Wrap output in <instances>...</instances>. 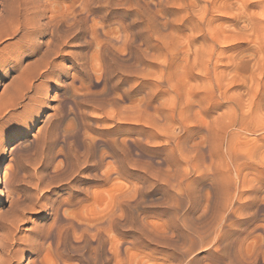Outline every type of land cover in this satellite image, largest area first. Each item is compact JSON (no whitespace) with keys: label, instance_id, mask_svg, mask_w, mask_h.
<instances>
[{"label":"rangeland","instance_id":"374dc122","mask_svg":"<svg viewBox=\"0 0 264 264\" xmlns=\"http://www.w3.org/2000/svg\"><path fill=\"white\" fill-rule=\"evenodd\" d=\"M194 1L0 0V26L7 25L13 15L23 23L37 22V27L26 33H30V39L27 37L19 41L16 36H0V161L8 172L7 191L4 195L0 193V264H36L37 261L52 264L55 257H52L54 244L50 234L54 231L59 236H67L73 246L81 247L87 242L86 250L98 248L97 233H101L106 244L102 245V262L98 264H114L113 260H119L117 264H248L250 261V264H264V130H256L262 128L264 112L251 118L246 106L250 102V93H254L251 77L260 57V48L264 49V32L251 36L237 31L232 16L239 13L240 3L244 0H209L213 4H208L204 17L211 20L210 25L219 35V41L214 45L213 62L217 63L225 80L234 78L236 86H232L230 92L240 93L246 114L244 128L239 126L241 123L238 120V124L228 131L232 136L233 149L232 155H229L225 151L224 131L217 123V114L224 105L214 104L218 98L216 90L206 96L195 88L197 80L193 75L197 71L192 66L194 54L191 42L195 38L193 25L201 14L203 2L194 6ZM33 2H36L35 9ZM189 4L194 7L193 11ZM257 7L249 5L247 8L257 17L264 18V3ZM67 20L72 26L70 32L64 34ZM55 25L58 26L54 28ZM206 25L205 22L204 28ZM49 41L54 43V48L49 46ZM195 44L198 42L195 41ZM57 45L59 51L55 53L53 49ZM204 50L208 52L206 46ZM242 54L248 64L246 71L235 70ZM68 61L80 67L78 72L71 74L72 77L76 75L71 88L63 91L59 84L62 80L55 77L56 70L49 66L54 62L62 66ZM200 62L201 59L199 65ZM260 70L263 74L257 94L264 92V61L256 72ZM172 85L176 86L179 96L177 107L170 96ZM179 103L186 104L181 114L177 112L182 106ZM160 110L163 113H159ZM54 112L55 116L48 117ZM236 112H239L238 108ZM55 122L61 127H57ZM156 124L165 133L157 131ZM66 125L70 131L65 135L62 127ZM40 130L42 133L48 131L43 133L48 137ZM70 132L72 135H69ZM76 134L79 139L84 138L78 141ZM256 140L261 149L252 152L251 145ZM19 141V147L11 151ZM105 142L112 145L122 163L108 156V144ZM121 164L124 172L117 175L116 168ZM129 169L132 171L129 172ZM101 220L111 222L109 229L101 227V230L99 225V228L95 227ZM6 252L13 257H5ZM93 260L95 258L90 259V264ZM65 264L80 263L76 259H68Z\"/></svg>","mask_w":264,"mask_h":264},{"label":"bare ground","instance_id":"6f19581e","mask_svg":"<svg viewBox=\"0 0 264 264\" xmlns=\"http://www.w3.org/2000/svg\"><path fill=\"white\" fill-rule=\"evenodd\" d=\"M33 1V0H32ZM78 1H80V0H78ZM86 1V0H85ZM203 2V5H202V7H201V14H200V16H198L197 18H196V21L194 22L195 23V25H193V33L195 32V34H194V36L193 37H195L193 40H192V42H191V45H192V47H193V49H192V52H193V54H194V57H193V63H192V66H193V68L197 71L193 76H194V79L195 80H197V82L195 83V88H196V90L197 91H200L201 93H204L206 96L207 95H210V94H214L213 92L216 90V93L218 94V98H217V100H216V102L214 103V104H216V103H218V104H220V105H224V108L222 109V111L220 112V113H218L217 114V123H219L220 125H221V127H222V129H223V131H224V134H223V136H224V145H226V150L225 151H227L228 152V154L230 155H232V151H233V149L231 148L232 147V136L230 135V133L228 132L231 128H233L234 126H236L238 123H237V121L238 120H240V123L241 124H239V126H241L242 125V128H244V126H245V122H246V114H245V112H244V110H243V107H244V104L241 102V99H240V93H238V92H236V93H233V92H230V89H231V87L232 86H236L235 85V80H234V78H231L229 81H227V80H225L224 78H223V73H221V70H219V67H218V65H217V63L216 62H213V52H214V50H215V47H214V45H215V43L217 42V41H219V35H217V33H216V31L212 28V26L210 25V19H205V17H204V15H205V12H206V10H207V8H208V4H213L211 1H209V0H195L194 2H192V4L194 5V6H199L200 4V2ZM36 2H38V1H36ZM36 2L34 3L33 2V4H35L34 6H33V9H35V6H36ZM41 2V1H40ZM201 2V3H202ZM74 3V2H73ZM72 3V4H73ZM83 3H86V2H83ZM90 3H91V1H90ZM263 3H264V0H244V1H242L241 3H240V7H239V9H238V14L237 15H235V16H232V21H234V22H236L235 23V27L237 28V31L239 32V33H244V32H246V33H248L249 35H251V36H258V33H262V32H264V18L263 17H257L256 15H255V12H252V10H249L247 7L249 6V5H251V6H255L256 8H258L257 6H259V5H263ZM93 4V3H92ZM97 4V3H96ZM121 4V3H120ZM83 5V4H82ZM100 5V4H99ZM102 5V4H101ZM28 6V5H27ZM27 6H26V8H27ZM189 6H190V10H194L193 8V6L191 5V4H189ZM6 7V6H5ZM23 7H25L24 5H23ZM22 7V8H23ZM29 7V6H28ZM31 7H32V5H31ZM86 7V6H85ZM261 7V6H260ZM9 8V7H8ZM20 8V7H19ZM37 8V7H36ZM7 9V8H6ZM14 9V8H13ZM12 9V10H13ZM30 9V8H29ZM92 9V8H91ZM24 10H26V9H24ZM36 10H41V9H36ZM95 10H97V9H95ZM189 10V9H188ZM6 11V10H5ZM37 11V12H38ZM92 11V10H91ZM11 12V11H10ZM30 12V11H29ZM35 12V11H34ZM40 12V11H39ZM90 12V11H89ZM27 13V12H26ZM48 13V12H47ZM77 13V12H76ZM83 14L85 13V12H82ZM91 13V12H90ZM100 13V12H99ZM11 14V13H10ZM87 14V13H86ZM1 15V14H0ZM2 15H3V13H2ZM4 15H5V13H4ZM30 15L31 14H29V17L28 18H30ZM32 15H34L33 14V12H32ZM38 15V14H37ZM47 14H45V16H46ZM81 15V14H80ZM43 16V15H42ZM42 16H41V18H42ZM48 16V15H47ZM44 17V16H43ZM75 17V16H74ZM78 17V16H77ZM81 17V16H80ZM21 18H22V16H21ZM35 18V17H34ZM41 18H40V20H41ZM67 19H68V16L66 17ZM59 19V18H58ZM62 19V18H61ZM60 19V20H61ZM31 20V19H30ZM39 19H37L36 21H38ZM79 20H81V19H79ZM84 20V19H83ZM82 20V21H83ZM99 20H101V19H99ZM78 21V20H77ZM82 21H81V23H82ZM24 22V21H23ZM23 22H21L20 20H19V18L17 19H15V17H14V15L11 17V20H9V23L7 24V25H5V26H0V36L1 35H7V36H16V38L18 37V40L20 41V40H22V39H25V38H27L28 37V35L30 34V33H28V34H26L27 32H29V31H31V30H33V29H35L37 26V22H25V23H23ZM59 22V21H58ZM119 22V21H118ZM206 22V28H204V23ZM57 23V22H56ZM55 23V24H56ZM39 24V23H38ZM61 24H63V23H61ZM79 24V23H78ZM84 24V23H83ZM43 25V24H42ZM41 25V26H42ZM74 25V24H73ZM85 25V24H84ZM83 25V26H84ZM54 26V25H53ZM56 26H58V25H55V27L54 28H56ZM66 28L64 29V34L68 31V32H70L69 31V29H71V26H72V24L69 22V20H67L66 21ZM76 26V25H75ZM82 26V27H83ZM131 26V25H130ZM63 27V26H62ZM80 27V26H79ZM78 27V28H79ZM85 27V26H84ZM84 27H83V29H84ZM51 28V27H50ZM59 28V27H58ZM77 28V29H78ZM60 29V28H59ZM58 29V30H59ZM74 29H75V27H74ZM76 29V30H77ZM81 29V28H80ZM79 29V30H80ZM37 31V30H36ZM35 31V32H36ZM48 31V30H47ZM56 31V30H55ZM85 31V30H84ZM34 32V33H35ZM62 32V31H61ZM60 32V33H61ZM72 32V31H71ZM76 32H78L79 33V31H76ZM82 32V31H81ZM86 32V31H85ZM84 32V33H85ZM39 33H40V30H39ZM51 34L53 33V31L52 32H50ZM54 33H56V32H54ZM26 34V35H25ZM41 34H42V32H41ZM59 33H57V35H58ZM68 34V33H67ZM74 34V33H73ZM72 34V35H73ZM33 35V34H32ZM36 35V34H35ZM44 35H46V34H44ZM54 35V34H53ZM80 35V34H79ZM81 36V35H80ZM105 37H106V34L104 35ZM36 38L38 37V36H35ZM75 37L76 36H74V38H73V40H75ZM91 37V36H90ZM103 37V36H102ZM29 39H30V37H28ZM55 38V37H54ZM77 38H78V36H77ZM76 38V39H77ZM84 38V37H83ZM133 38V37H132ZM58 38H56V40H57ZM82 39V38H81ZM86 39V38H85ZM32 40H34V39H32ZM53 40V39H52ZM56 40H55V42H56ZM73 40H72V42H73ZM87 40H89V39H87ZM86 40V41H87ZM111 40V39H110ZM23 41V40H22ZM35 41V40H34ZM34 41H33V43H34ZM70 41V40H69ZM77 41H79V39L78 40H76V43H78ZM195 41L196 42H198V44L196 45L195 44ZM36 42V41H35ZM75 42V41H74ZM30 43H32V42H30ZM45 43V42H44ZM67 43V42H66ZM86 43V42H85ZM209 43V44H208ZM81 44V43H80ZM84 44V43H83ZM88 44H89V42H88ZM31 45V44H30ZM38 45V44H37ZM36 45V46H37ZM50 45H52V47L51 48H54L55 47V45H54V43L52 42V41H49V46ZM85 45V44H84ZM21 46V45H20ZM35 46V45H34ZM41 46V45H40ZM65 46V45H64ZM72 46V45H71ZM100 46V45H99ZM107 46V45H106ZM205 46L208 48V52H206L205 50H204V48H205ZM32 47V46H31ZM44 47V46H43ZM57 47H58V45L56 46V48L55 49H53V52H55V53H58V51H59V49H57ZM63 47V46H62ZM108 47V46H107ZM16 48V47H15ZM29 48V47H28ZM36 48V47H35ZM48 48H50V47H48ZM47 48V49H48ZM79 48V47H78ZM131 48V47H130ZM31 49V48H30ZM37 49V48H36ZM35 49V50H36ZM86 49V48H85ZM102 49V48H101ZM106 49V48H105ZM108 50H111V49H108ZM34 51V50H33ZM94 51V50H93ZM96 51V50H95ZM99 51V50H98ZM97 51V52H98ZM78 52V51H77ZM76 52V53H77ZM96 52V53H97ZM112 52V51H111ZM1 53V52H0ZM31 53V52H30ZM60 53V52H59ZM74 53V52H73ZM82 53V52H81ZM113 53V52H112ZM259 59H258V61H257V66H256V69L254 70V72H253V74H252V77H251V79H252V81L254 82V93H250V95H249V100H250V102H249V104H246V106L247 107H249V115H250V117L251 118H254V117H256L257 116V113H261L262 111L264 112V108H262V106H264V92H262L261 94H257V91H258V88H259V86H260V83H261V78H262V74H263V72L260 70V71H258V72H256V70L257 69H259V66H260V64L264 61V49L261 47L260 48V51H259ZM46 54V53H45ZM49 54H52V53H50L49 52ZM49 54H48V56H49ZM64 54V53H63ZM70 54V53H69ZM84 54V53H83ZM86 54V53H85ZM57 55V54H56ZM60 55V54H59ZM77 55H80V54H77ZM106 55V54H105ZM51 56V55H50ZM70 56V55H69ZM108 56V55H107ZM107 56H105V57H107ZM116 56H118V55H116ZM243 54H242V58H239V60H238V62L235 64V70H243V71H246V70H248V64H247V61L246 60H244L243 59ZM252 56H253V54H252ZM255 56V55H254ZM2 57H3V55H2ZM54 57V56H53ZM60 57V56H59ZM80 57V56H79ZM103 57V56H102ZM241 57V56H240ZM7 58V57H6ZM46 58V57H45ZM55 58V57H54ZM73 58V57H72ZM82 58H84V57H82ZM109 58V57H108ZM111 58V57H110ZM256 58H258V57H256ZM2 59H4V58H2ZM107 59V58H106ZM116 59H117V57H116ZM200 59H201V62H200V65H199V61H200ZM6 60H8V59H6ZM52 60V59H51ZM58 60V59H57ZM69 60V59H68ZM85 60V59H84ZM109 60V59H108ZM118 60V59H117ZM5 61V60H4ZM44 61V60H43ZM80 61H81V59H80ZM105 61V60H104ZM103 61V62H104ZM134 61V60H133ZM136 61V60H135ZM142 61V60H141ZM0 62H2V60H0ZM6 62V61H5ZM76 62H78V61H76ZM108 62V61H107ZM143 62V61H142ZM40 63V62H39ZM50 63V62H49ZM109 63V62H108ZM111 63V62H110ZM118 63V62H117ZM3 64H4V62H3ZM34 64V63H33ZM78 64H80V63H78ZM121 64V63H120ZM133 64H135V63H133ZM140 64V63H139ZM35 65V64H34ZM47 65H48V63H47ZM112 65H114V63L112 64ZM122 65V64H121ZM126 65V64H125ZM87 66V65H86ZM85 66V67H86ZM105 65H103V67H104ZM134 66V65H133ZM137 66V65H136ZM23 67V66H22ZM49 67H52L53 69H55L56 70V78H58L59 80H62V84L61 83H59L60 84V86L62 87V90L63 91H65V90H67L68 89V87L69 88H71V86H72V84H71V82L73 83V78H75V76L74 77H72V75L71 74H73V73H76V72H78V68L80 67V66H78V65H74L71 61H68V62H66V63H63V65L62 66H59V64L58 63H53L52 65H50ZM120 67V66H119ZM125 67V66H124ZM123 67V68H124ZM135 67V66H134ZM139 67V66H138ZM162 67V66H161ZM84 68V67H83ZM104 68H107V67H104ZM114 68V67H113ZM117 68V67H116ZM126 68V67H125ZM124 68V69H125ZM128 68V67H127ZM133 68V67H132ZM46 69V68H45ZM123 69V70H124ZM41 70V69H40ZM88 70V69H87ZM115 70V69H114ZM38 71V70H37ZM42 71V70H41ZM82 71V70H81ZM84 71V70H83ZM86 71V70H85ZM111 71H113V70H111ZM127 71V70H126ZM137 71V70H136ZM73 72V73H72ZM88 72V71H87ZM117 72V71H116ZM119 72V71H118ZM252 72V71H251ZM90 73V72H89ZM104 73V72H103ZM102 73V74H103ZM106 73V72H105ZM111 73V72H110ZM110 73H109V75H110ZM115 73V72H114ZM113 73V74H114ZM125 73V72H124ZM128 73V72H127ZM132 73H133V71H132ZM131 73V74H132ZM24 74V73H23ZM85 74H87V73H85ZM112 74V75H113ZM168 74V73H167ZM19 75V74H18ZM90 75V74H89ZM163 75V74H162ZM255 75H257L258 77L256 78L255 77ZM27 76V75H26ZM44 76V75H43ZM71 76V77H70ZM107 76V75H106ZM25 77V76H24ZM53 77V76H52ZM105 77V76H104ZM108 77H110V76H108ZM114 77V76H113ZM120 77V76H119ZM122 77V76H121ZM127 77H128V75H127ZM160 77V76H159ZM21 78V77H20ZM19 78V79H20ZM27 78V77H26ZM26 78H25V80H26ZM34 78V77H33ZM84 78V77H83ZM19 79H17V80H19ZM55 79V78H54ZM87 79H88V77H87ZM106 79V78H105ZM114 79V78H113ZM112 79V80H113ZM120 79V78H119ZM164 79H166L165 78V75H164ZM167 79H169V78H167ZM171 79V78H170ZM225 81H227V82H225ZM33 80V79H32ZM57 80V79H56ZM104 80V79H103ZM109 80V79H108ZM116 80H118V79H116ZM128 80V79H127ZM81 82H83L82 80H80ZM91 83L93 82V81H91V79L89 80ZM106 81V80H105ZM134 81V80H133ZM164 81V80H163ZM97 82V81H96ZM112 82V81H111ZM124 82V81H123ZM126 82V81H125ZM76 83V82H75ZM86 83V82H85ZM94 83V82H93ZM98 83V82H97ZM127 83V82H126ZM135 83V82H134ZM200 83L202 84V86H200ZM80 84V83H79ZM82 84V83H81ZM95 84V83H94ZM117 84V83H116ZM83 85V84H82ZM96 85V84H95ZM103 84L101 83V86H102ZM113 85V84H112ZM111 85V86H112ZM176 85V84H175ZM175 85H172L171 87H172V90H171V92H170V96H171V99H172V102H173V105L174 106H176L177 105V103L179 102V100L177 101V97H179L178 96V92H177V88H176V86ZM29 86V85H28ZM76 86H78V85H76ZM76 86H74V87H76ZM85 86H87V85H85ZM88 86H89V84H88ZM117 87H118V85H116ZM178 86V85H177ZM238 86V85H237ZM81 87V86H80ZM95 87V86H94ZM107 87H108V85H107ZM106 87V88H107ZM78 88V87H77ZM76 88V89H77ZM86 88H88V87H86ZM103 89H105L104 87H102ZM194 88V89H195ZM9 89V88H8ZM12 89H14V88H12ZM11 89V90H12ZM17 89V88H16ZM89 89H90V87H89ZM88 89V91H90ZM108 89V88H107ZM202 89V90H201ZM69 90V89H68ZM71 90V89H70ZM97 90V89H96ZM111 90V89H110ZM196 90H195V92H196ZM12 91H14V90H12ZM22 91V90H21ZM72 91V90H71ZM81 92H82V90H80ZM87 91V92H88ZM95 91V90H94ZM100 91H104V90H100ZM113 91V90H112ZM61 92V91H60ZM73 92V91H72ZM86 92V91H85ZM86 92V93H87ZM97 92V91H96ZM110 92V91H109ZM15 93V92H14ZM40 93V92H39ZM68 93V92H67ZM106 93V92H105ZM134 93V92H133ZM28 94V93H27ZM66 94V93H65ZM64 94V95H65ZM72 94V93H71ZM74 94V93H73ZM77 94V93H76ZM80 94V93H79ZM147 94H149V93H147ZM180 94V93H179ZM13 95V94H12ZM15 95H17V93H15ZM19 95V94H18ZM42 94H40L39 96L40 97H42L41 96ZM108 96L109 95H112V94H107ZM200 95V94H199ZM72 95H70V97H71ZM81 96H82V94H81ZM143 96V95H142ZM150 96V95H149ZM149 96L147 97V98H149ZM181 96V95H180ZM14 97H16V96H14ZM19 97H20V95H19ZM18 97V98H19ZM66 96H64V98H65ZM107 97V96H106ZM209 97V96H208ZM11 98H12V96H11ZM34 98V97H33ZM38 98V97H37ZM61 98V97H60ZM67 98V97H66ZM69 98V97H68ZM136 98V97H135ZM141 98V97H140ZM144 98V97H143ZM152 98V97H151ZM5 99V98H4ZM13 99V98H12ZM35 99V98H34ZM76 99V98H75ZM75 99H73V100H75ZM79 99V98H78ZM93 100H96V97H93L92 98ZM107 99V98H106ZM14 100V99H13ZM17 100V99H16ZM64 100V99H63ZM71 100V99H70ZM6 101H7V99H6ZM35 101V100H34ZM52 101V100H51ZM57 101V100H56ZM81 101V100H80ZM171 101V100H170ZM9 102V101H8ZM89 102V101H88ZM171 102V103H172ZM185 102V101H184ZM64 103H65V101H64ZM106 103H107V101H106ZM132 103V102H131ZM4 104V103H3ZM9 104V103H8ZM74 104V103H73ZM92 104H93V102H92ZM107 104H109V103H107ZM106 104V105H107ZM180 104V103H179ZM185 104V103H184ZM184 104L183 103H181L180 105H182V106H180V108H178L179 110L177 111V112H179V114H181L182 113V111H183V108H184ZM1 105V104H0ZM62 105V104H61ZM65 105V104H64ZM83 105V104H82ZM88 105V104H87ZM94 105V104H93ZM170 105V104H169ZM186 105V104H185ZM219 105V106H220ZM36 106V105H35ZM58 106V105H57ZM132 106V105H131ZM252 106V107H251ZM9 107V106H8ZM64 107V106H63ZM129 107H130V105H129ZM133 107V106H132ZM153 107V106H152ZM177 107V106H176ZM189 107V106H188ZM15 108V107H14ZM53 108V107H52ZM54 108H57V107H54ZM59 108H60V106H59ZM64 108H66V106L64 107ZM98 107H96V109H97ZM158 108V107H157ZM236 108H238V110H239V112L237 113L236 112ZM30 109V108H29ZM38 109V108H37ZM83 109H86V108H84L83 107ZM168 109H170V108H168ZM176 109V108H175ZM174 109V110H175ZM58 110V109H57ZM63 110H65V109H63ZM70 110H72V109H70ZM152 110V109H151ZM173 110V111H174ZM59 111H60V113H61V108L59 109ZM59 111H57V112H59ZM82 111V110H81ZM161 111V110H160ZM159 111V113H163L162 111L160 112ZM9 112V111H8ZM30 112H31V110H30ZM66 112V111H65ZM79 112H80V110H79ZM83 112H85V111H83ZM175 112V111H174ZM176 112V113H177ZM68 113V112H67ZM66 113V114H67ZM74 113V112H73ZM151 113V112H150ZM1 114V113H0ZM55 112L54 113H50V114H48V117H51V116H55ZM71 114V113H70ZM82 114V113H81ZM149 114V113H148ZM78 115H79V113H78ZM146 115V114H145ZM155 115H157V114H155ZM162 115V114H161ZM70 116V115H69ZM80 116V115H79ZM89 116V115H88ZM9 117V116H8ZM130 117V116H129ZM139 117H140V115H139ZM156 117V116H155ZM173 117H174V114H173ZM29 118V117H28ZM55 118H57V117H55ZM76 118H77V115H76ZM79 118H81V116L79 117ZM90 118H92V117H90ZM136 118H137V116H136ZM164 118V117H163ZM176 118V117H175ZM59 119V118H58ZM67 119V118H66ZM72 119V118H71ZM70 118H69V120H71ZM78 119V118H77ZM83 119V118H82ZM111 119V118H110ZM112 119H114V118H112ZM124 119V118H123ZM122 119V120H123ZM127 119V118H126ZM138 119V118H137ZM178 119H180V118H178ZM184 119V118H183ZM56 119H54V121H55ZM74 120V119H73ZM81 120V119H80ZM99 120V119H98ZM97 120V121H98ZM121 120V121H122ZM59 121V120H58ZM75 121V120H74ZM74 121L72 122V123H74ZM124 121V120H123ZM160 121V120H159ZM158 121V122H159ZM177 121V120H176ZM184 121V120H183ZM70 122V121H69ZM68 122V123H69ZM76 122V121H75ZM114 122V121H113ZM136 122V121H135ZM137 122H139V121H137ZM136 122V123H137ZM155 122V121H154ZM186 122V121H185ZM184 122V123H185ZM45 123V122H44ZM56 123V122H55ZM122 123V122H121ZM140 123H141V119H140ZM161 123V122H160ZM46 124V123H45ZM53 124V123H52ZM63 124V123H62ZM70 124H71V122H70ZM101 124V123H100ZM112 124V123H111ZM117 124V123H116ZM118 124H120L119 122H118ZM117 124V125H118ZM128 124V123H127ZM179 124H180V122H179ZM55 125H57V127L58 126H60V125H58L57 123L55 124ZM72 125V124H71ZM74 125H75V123H74ZM113 125V124H112ZM114 125H115V123H114ZM116 125V126H117ZM121 125H123V124H121ZM129 125V124H128ZM127 125V126H128ZM141 125V124H140ZM145 125V124H144ZM146 125H147V123H146ZM160 125V128L162 129V127H161V124H159ZM191 125V124H190ZM261 125H262V128H257V126H254L255 128H257L256 130H261V129H263L264 130V122L263 123H261ZM47 126V125H46ZM49 126H50V124H49ZM65 126V125H64ZM77 126V125H76ZM79 126V125H78ZM120 126V125H119ZM123 126H125V125H123ZM130 126V125H129ZM135 126V125H134ZM152 126V125H151ZM150 126V127H151ZM156 126H157V131L159 130V131H161L159 128H158V125L156 124ZM188 126V125H187ZM44 128H45V126H43ZM54 127V126H53ZM53 127H51V128H53ZM61 127V126H60ZM72 127V126H71ZM70 127V129H72ZM121 127V126H120ZM136 127V126H135ZM146 127V126H145ZM182 127H185V126H182ZM190 127V126H189ZM220 127V126H219ZM219 127H218V129H219ZM221 127H220V129H221ZM62 128H64L63 130H64V133L66 132V133H69V129H68V125H66V127H62ZM73 128H75V126L73 127ZM78 128H80V127H78ZM81 128H84V127H81ZM109 128V127H108ZM111 128V127H110ZM109 128V129H110ZM131 128H132V126H131ZM137 128V127H136ZM148 128V127H147ZM156 128V127H155ZM164 128V127H163ZM41 129V128H40ZM49 129H50V127H49ZM56 129V128H55ZM59 130L58 131H60V128H58ZM76 130H77V128H75ZM118 129H119V127H118ZM120 129H123V128H120ZM128 129V128H127ZM138 129H141V128H138ZM142 129L144 130V132H145V128H143L142 127ZM142 129H141V131H142ZM153 129V128H152ZM245 129H247V127L245 128ZM42 130H44V129H42ZM52 130V129H51ZM79 130V129H78ZM77 130V131H78ZM147 131V133L151 130V128L149 129V131H148V129H146ZM153 130H155V129H153ZM162 130H164V129H162ZM185 130L186 129H184L183 131V133H185ZM205 130V129H204ZM203 130V131H204ZM81 131V130H80ZM121 131V130H120ZM130 131V130H129ZM217 131V130H216ZM40 132L42 133V131L40 130ZM53 132V131H52ZM57 132V131H56ZM56 132H55V134H56ZM71 132H73L74 133V131H71ZM70 132V134L69 135H72V133ZM76 132V131H75ZM82 132V131H81ZM124 132H126V131H124ZM136 132H137V129H136ZM151 132V131H150ZM161 132H164L165 133V131H161ZM209 132V131H208ZM43 133H44V131H43ZM42 133V134H43ZM46 133V132H45ZM44 133V134H45ZM47 133H48V131H47ZM46 133V134H47ZM66 133H65V135H66ZM83 133V132H82ZM81 133V134H82ZM146 133V134H147ZM159 133V132H158ZM182 133V134H183ZM207 133V132H206ZM205 133V134H206ZM217 133V132H216ZM43 134V135H44ZM142 134H143V132H142ZM145 134V133H144ZM262 134V133H261ZM52 136H54L53 134H51ZM57 135V134H56ZM138 134H135V136H137ZM163 135V134H162ZM207 135V134H206ZM45 136V135H44ZM47 136V135H46ZM45 136V137H46ZM50 136V135H49ZM99 136V135H98ZM102 136V135H101ZM113 136H115V135H113ZM144 136V135H143ZM148 136L150 137V135L148 134ZM147 136V137H148ZM156 136H157V134H156ZM155 136V137H156ZM182 136V135H181ZM48 137V136H47ZM58 137V136H57ZM73 137H75V135H73ZM131 137V136H130ZM146 137V136H145ZM157 137H159V136H157ZM161 137V136H160ZM159 137V138H160ZM176 137V136H175ZM212 137V136H211ZM264 137V136H263ZM60 138V137H59ZM69 138H71V137H69ZM81 138H84L83 136L81 137ZM80 138V139H81ZM101 138H103V137H101ZM100 138V139H101ZM162 138H163V136H162ZM186 138H188V137H186ZM208 138V137H207ZM45 138L43 137V140H44ZM53 139V138H52ZM75 139H77L78 141L80 140L79 139V136L76 134V137H75ZM104 139V138H103ZM147 139V138H146ZM158 139V138H157ZM167 139H168V137H167ZM174 139V138H173ZM194 139V138H193ZM216 139V138H215ZM261 139V138H260ZM59 140H61V139H59ZM62 140H64V139H62ZM72 140V139H71ZM94 140V139H93ZM133 140V139H132ZM144 140H145V138H144ZM149 140V139H148ZM161 140V139H160ZM201 140V139H200ZM203 140V139H202ZM259 140V139H258ZM28 141H30V143H31V140L29 139ZM98 141H100L99 140V138H98ZM146 141V140H145ZM144 141V142H145ZM166 141V140H165ZM164 141V142H165ZM192 141H194V140H192ZM204 141V140H203ZM260 141V140H259ZM262 141H264V140H262ZM47 142V141H46ZM49 142V141H48ZM51 142H53V140L51 141ZM50 142V143H51ZM73 142H75V141H73ZM159 142V141H158ZM157 142V143H158ZM161 142V141H160ZM159 142V143H160ZM168 142V141H167ZM174 142V141H173ZM172 142V143H173ZM253 142H255V143H253V145H251V151L252 152H256V151H258V150H260L261 149V145H259V144H257V140L256 141H253ZM261 142V141H260ZM21 143V141H19V142H17V143H15L14 144V146L11 148V151L12 150H15V148H17V147H19L18 145ZM29 143V142H28ZM45 143V142H44ZM49 143V144H50ZM62 143V142H61ZM105 143H107L108 144V142H105ZM123 143V142H122ZM130 143V142H129ZM156 143V144H157ZM179 143V142H178ZM192 143V142H191ZM204 143V142H203ZM220 143V142H219ZM263 143V142H262ZM47 144V143H46ZM45 144V145H46ZM166 144V143H165ZM214 144V143H213ZM215 144H217L216 142H215ZM42 145H43V142H42ZM72 145V144H71ZM82 145H84V144H82ZM179 145V144H178ZM264 144H262V146H263ZM48 146V145H47ZM81 146V145H80ZM108 146V147H107ZM106 147L108 148V150L106 151L107 152V154H108V156L109 157H114V158H116L117 160H118V162H120V158H119V154L117 155V152H116V150L115 149H113L112 148V145L111 144H108ZM129 146L131 147V148H133L134 146H133V144H129ZM159 146V145H158ZM169 146V145H168ZM166 147V148H169V147ZM172 146V145H171ZM184 146V145H183ZM223 146V145H222ZM38 147V145L36 146V148ZM55 147H56V145H55ZM100 147H102V149H105V147H103V146H100ZM100 147H98V148H100ZM155 147V146H154ZM184 147H186V146H184ZM197 147V146H196ZM220 147V146H219ZM42 148V147H41ZM44 148V147H43ZM173 148V147H172ZM178 148H181V147H178ZM212 148V147H211ZM32 149V148H31ZM54 149V148H53ZM101 149V148H100ZM117 149V148H116ZM155 149V148H154ZM204 149V148H203ZM43 150V149H42ZM41 150V151H42ZM47 150V149H46ZM50 150V149H49ZM48 150V151H49ZM89 150V149H88ZM136 150V149H135ZM161 150H163V149H161ZM166 150V149H165ZM168 150V149H167ZM197 150V149H196ZM212 150V149H211ZM77 151V150H76ZM82 151V150H81ZM99 151V150H98ZM160 151V150H159ZM188 151V150H187ZM191 150H189L188 152H190ZM193 151V150H192ZM198 151V150H197ZM201 151V150H200ZM213 151V150H212ZM47 152V151H46ZM135 152V151H134ZM139 152V151H138ZM147 152V151H146ZM150 152V151H149ZM177 152V151H176ZM175 152V153H176ZM180 152V151H179ZM188 152H187V154H188ZM203 152V151H202ZM201 152V153H202ZM43 153V152H42ZM49 153H50V151H49ZM61 153V152H60ZM83 153V152H82ZM85 153V152H84ZM90 153V152H89ZM88 153V154H89ZM98 153V152H97ZM104 153V152H103ZM102 153V154H103ZM141 153V152H140ZM139 153V154H140ZM157 153H158V151H157ZM174 153V152H173ZM182 153V152H181ZM195 153V152H194ZM93 154V153H92ZM100 154V153H99ZM98 154V155H99ZM125 154V153H124ZM135 154H136V152H135ZM138 154V153H137ZM142 154V153H141ZM146 154H148V153H146ZM204 154V153H203ZM217 154V153H216ZM152 154H150V156H151ZM154 155V154H153ZM162 155V154H161ZM211 155V154H210ZM90 156V155H89ZM96 156V155H95ZM107 156V157H108ZM143 156V155H142ZM149 156V157H150ZM169 156H170V148H169ZM187 156V155H186ZM203 156H205V155H203ZM202 156V157H203ZM51 157V156H50ZM123 157V156H122ZM121 157V158H122ZM180 157H181V155H180ZM189 157V156H188ZM201 157V156H200ZM73 158V157H72ZM93 158V157H92ZM113 158V159H114ZM153 158V157H152ZM183 159H185L184 157H182ZM2 159V158H1ZM42 159V158H41ZM89 159V158H88ZM103 159V158H102ZM112 159V160H113ZM115 159V160H116ZM138 159V158H137ZM150 159V158H149ZM157 159V158H156ZM187 159V158H186ZM212 159H213V157H212ZM211 159V160H212ZM93 160V159H92ZM91 160V161H92ZM98 160H99V158H98ZM101 160V159H100ZM114 160V161H115ZM123 161H124V159H122ZM121 160V161H122ZM160 160V159H159ZM158 160V161H159ZM177 160V159H176ZM181 161H182V159H180ZM192 160V159H191ZM156 162H158L157 160H155ZM187 161V160H186ZM203 161H204V159H203ZM209 161H210V159H209ZM213 161V160H212ZM230 161V160H229ZM96 162V161H95ZM136 162V161H135ZM174 162H176V161H174ZM243 162H244V160H243ZM1 163H2V160L0 161V187H1V190H0V193H1V195H4V193L7 191V180H8V172H7V168H6V166H1ZM67 163V162H66ZM84 163V162H83ZM89 163V162H88ZM120 163H122V162H120ZM125 163V162H124ZM178 163V162H177ZM210 163V162H209ZM86 164V163H85ZM101 164V163H100ZM132 164H133V162H132ZM166 164V163H165ZM234 164V163H233ZM144 165V164H143ZM169 165V164H168ZM176 165V164H175ZM65 166H66V164H65ZM80 166V165H79ZM78 166V167H79ZM142 166V165H141ZM148 166V165H147ZM154 166V165H153ZM177 166V165H176ZM102 167V166H101ZM139 167V166H138ZM152 167V166H151ZM158 167V166H157ZM156 167V168H157ZM89 168V167H88ZM100 168V167H99ZM142 168V167H141ZM155 168V167H154ZM240 168V167H239ZM81 169H82V167H81ZM87 169V168H86ZM135 169V168H134ZM76 170V169H75ZM78 170V169H77ZM88 170V169H87ZM95 170V169H94ZM130 170L132 171V169H129V172H130ZM136 170V169H135ZM96 171V170H95ZM108 171V170H107ZM236 171V170H235ZM234 171V172H235ZM78 172V171H77ZM93 172V171H92ZM124 171H123V166H122V164L121 165H118L117 166V168H116V171H115V174H117V175H122V173H123ZM143 172V171H142ZM55 173V172H54ZM76 173V172H75ZM88 173V172H87ZM99 173V172H98ZM106 173V172H105ZM160 173V172H159ZM131 175H132V173H130ZM147 174H149V173H147ZM153 175H154V173H152ZM221 174V173H220ZM107 175V174H106ZM105 175V176H106ZM125 175V174H124ZM137 175H138V173H137ZM137 175H135L136 177H137ZM140 175H143V173L142 174H140ZM144 175H146V173L144 174ZM168 175V174H167ZM77 176V175H76ZM102 176V175H101ZM104 176V175H103ZM102 176V177H103ZM187 176V175H186ZM216 176V175H215ZM222 176V175H221ZM235 176V175H234ZM46 177V176H45ZM90 177V176H89ZM98 177H99V175H98ZM134 177V176H133ZM144 177V176H143ZM165 177V176H164ZM51 178V177H50ZM49 178V179H50ZM95 178V177H94ZM93 178V179H94ZM119 178V177H118ZM132 178V177H131ZM148 178H150V177H148ZM153 178V177H152ZM158 178V177H157ZM157 178H156V180H157ZM221 178V177H220ZM234 178V177H233ZM73 179V178H72ZM100 179V178H99ZM147 179V178H146ZM155 179V178H154ZM61 180V179H60ZM133 180V179H132ZM143 180V179H142ZM153 180V179H152ZM235 180V179H234ZM155 181V180H154ZM108 182V181H107ZM133 182V181H132ZM140 182V181H139ZM148 182H149V180H148ZM148 182H147V185H148ZM152 182V181H151ZM227 182H229V181H227ZM54 183V182H53ZM145 183H146V181H145ZM157 183V182H156ZM159 183H160V181H159ZM222 183V182H221ZM150 184V183H149ZM226 184V183H225ZM143 185H144V183H143ZM112 186V185H111ZM117 186V185H116ZM141 186V185H140ZM161 186H162V184H161ZM161 186H160V188H161ZM221 186V185H220ZM98 187V186H97ZM139 187V186H138ZM142 187V186H141ZM102 188V187H101ZM144 188V187H143ZM165 188V187H164ZM236 188V187H235ZM234 188V189H235ZM105 189V188H104ZM114 189V188H113ZM136 189H138V188H136ZM233 189V188H232ZM89 190V189H88ZM111 190H112V188H111ZM150 190V189H149ZM164 190V189H163ZM236 190V189H235ZM95 191V190H94ZM100 191V190H99ZM124 191V190H123ZM137 191V190H136ZM87 192V191H86ZM225 192V191H224ZM96 193V192H95ZM216 193V192H215ZM235 193V192H234ZM246 193V192H245ZM244 193V194H245ZM83 194V193H82ZM89 194V193H88ZM162 194V193H161ZM230 194V193H229ZM91 195V194H90ZM114 196H115V194H113ZM217 195V194H216ZM215 195V196H216ZM242 195V194H241ZM251 195H252V193H251ZM250 195V196H251ZM117 196H118V194H117ZM110 197H111V193H110ZM163 197V196H162ZM167 197V196H166ZM165 197V198H166ZM187 197V196H186ZM101 198V197H100ZM103 198V197H102ZM113 198V197H112ZM183 198V197H182ZM111 199V198H110ZM116 199H117V197H116ZM184 199V198H183ZM251 199V198H250ZM113 200V199H112ZM119 200V199H118ZM185 200V199H184ZM215 200V199H214ZM213 200V201H214ZM220 200V199H219ZM96 201V200H95ZM168 201V200H167ZM232 201H233V198H232ZM117 202H120V201H117ZM122 202V201H121ZM205 202V201H204ZM96 203V202H95ZM223 203V202H222ZM232 203V202H231ZM124 204V203H123ZM125 206H126V204H124ZM216 206V205H215ZM217 207V206H216ZM229 207V206H228ZM227 207V208H228ZM121 208H123V206L121 207ZM224 208V207H223ZM233 208V207H232ZM218 209V208H217ZM223 210V209H222ZM230 210V209H229ZM125 211V210H124ZM221 211V210H220ZM231 211V210H230ZM150 212V211H149ZM99 213H100V211H99ZM158 213V212H157ZM215 213V212H214ZM146 214H148V212H146ZM159 214V213H158ZM163 214H165V213H163ZM220 214V213H219ZM225 214V213H224ZM146 216H148V215H146ZM160 216H163V215H161V213H160ZM165 216V215H164ZM223 216V215H222ZM225 217V216H224ZM111 218H113V215L111 216ZM110 218V219H111ZM163 218V217H162ZM215 218V217H214ZM222 218V217H221ZM85 219V218H84ZM94 219V218H93ZM100 219H103V218H100ZM100 219H99V221H100ZM115 219V218H114ZM56 220V219H55ZM118 220V219H117ZM58 221V220H57ZM57 221H56V223H57ZM84 221V220H83ZM93 221V220H92ZM113 221V220H112ZM165 221V220H164ZM62 222V221H61ZM94 222H95V220H94ZM55 223V224H56ZM75 223V222H74ZM88 223H91V222H87L86 224H88ZM97 223V222H96ZM114 223V222H113ZM116 223V222H115ZM114 223V224H115ZM211 223V222H210ZM65 224V223H64ZM83 224V223H82ZM60 225V224H59ZM76 226L77 228H79L80 226H78V224H73V226ZM97 225V226H96ZM95 225V227H98V225H99V227L101 228V227H107L108 229H109V227L111 226V222H109V221H107V220H101V222L100 223H98V224H96ZM213 225V224H212ZM211 225V226H212ZM217 225V224H216ZM225 225V224H224ZM55 226V225H54ZM85 226V225H84ZM89 226H90V224H89ZM89 226H88V228H89ZM109 226V227H108ZM58 227V226H57ZM87 227V226H86ZM98 227V228H99ZM116 227V226H115ZM114 227V228H115ZM119 227V226H118ZM117 227V228H118ZM57 229V228H56ZM81 229H82V227H81ZM184 229V228H183ZM216 229H217V226H216ZM87 230V229H86ZM96 230V229H95ZM101 230H102V228H101ZM105 230V229H104ZM110 230H111V228H110ZM110 230H108V231H110ZM186 230V229H185ZM57 231V230H56ZM78 231H79V229H78ZM116 231V230H115ZM115 231H114V233H115ZM60 232V231H59ZM85 232V231H84ZM83 232V233H84ZM103 233H104V231H102ZM216 232V231H215ZM41 233V232H40ZM63 233V232H62ZM48 234V233H47ZM116 234V233H115ZM46 235V234H45ZM61 235H63V234H61ZM90 235V234H89ZM97 235H98V240H96V243H98V248L97 249H92V248H90L89 250H86L85 249V245L87 244V242H86V244H84L83 246H81V247H76V246H73V245H71L72 243L69 241V239H68V237L67 236H64V237H62V236H59V235H57V233L54 231V232H52L51 234H50V239H51V243L52 244H54V254H53V256L52 257H55L54 259H53V263L52 264H65L66 262H67V260L68 259H76L80 264H90V259L92 258H95V260H93V262H92V264H98L99 262H102V259H101V253H102V245H103V243H105V241H104V237H103V235L101 234V233H97ZM104 235H106V234H104ZM195 235V234H194ZM48 236V235H47ZM162 236V235H161ZM216 236V235H215ZM7 237H10V236H8L7 235ZM46 237V236H45ZM94 237V236H93ZM160 237V236H159ZM6 238V237H5ZM11 238V237H10ZM108 238H109V236H108ZM215 238V237H214ZM13 239V238H12ZM109 239H111V238H109ZM255 239H257V237L255 238ZM254 239V240H255ZM261 239H263V236H262V238ZM5 240V239H4ZM107 240V239H106ZM112 240V239H111ZM111 240L109 241V243L111 242ZM6 241V240H5ZM9 241H12V240H9ZM8 241V242H9ZM73 241V240H72ZM222 241V240H221ZM260 241H262V240H260ZM83 242H85V241H83ZM92 242H93V240H92ZM95 242V241H94ZM217 242V241H216ZM112 243V242H111ZM110 243V244H111ZM120 243V242H119ZM13 244V243H12ZM26 244V243H25ZM38 244V243H37ZM106 244V243H105ZM9 245V244H8ZM80 245V244H79ZM193 245V244H192ZM20 246V245H19ZM32 246H34V244L32 245ZM52 246V245H51ZM9 247V246H8ZM14 247V246H13ZM30 247V246H29ZM90 247V246H89ZM94 247V246H93ZM263 247V246H262ZM15 248V247H14ZM33 248V247H32ZM45 248V247H44ZM47 248V247H46ZM249 248V247H248ZM5 249V248H4ZM239 249V248H238ZM6 250V249H5ZM5 250H2V251H5ZM10 250V249H9ZM14 250V249H13ZM48 250V248L46 249V251ZM117 250V249H116ZM189 250V249H188ZM245 250V249H244ZM40 251V250H39ZM48 251H50L49 253H51V250H48ZM114 251V250H113ZM118 251H119V249H118ZM192 251V250H191ZM10 252H12L11 250H10ZM14 252V251H13ZM43 252V251H42ZM115 252V251H114ZM248 252V251H247ZM262 252H264V251H262ZM7 253V252H6ZM8 253H9V251H8ZM8 253L5 255V254H3V255H5V257L8 255ZM49 253H47V254H49ZM109 253V252H108ZM111 253H112V251H111ZM117 253H119V252H117ZM193 253V252H192ZM114 254V253H113ZM116 254V253H115ZM240 254V253H239ZM250 254V253H249ZM35 255V254H34ZM38 255V254H37ZM41 255H43V253L41 254ZM51 255H52V253H51ZM192 255V254H191ZM114 256V255H113ZM237 256V255H236ZM239 256V255H238ZM12 257H13V255H12ZM11 257V255H10V257H9V255L7 256V258H12ZM36 257V256H35ZM39 257V256H38ZM42 257V256H41ZM111 257V256H110ZM183 257H185V256H183ZM190 257V256H189ZM43 258V257H42ZM240 258H241V256H240ZM1 259V258H0ZM110 259V258H109ZM122 259V258H121ZM192 259V258H191ZM219 259V258H218ZM247 259V258H246ZM253 259V258H252ZM255 259V258H254ZM253 259V260H254ZM37 260V259H36ZM111 260V259H110ZM127 260H128V258H127ZM256 260V259H255ZM12 261V260H11ZM114 261V264H117V261H119V260H113ZM239 261V260H238ZM241 261V260H240ZM34 262V261H33ZM45 262V261H44ZM185 262V261H184ZM253 262H255V261H253ZM37 263H40V262H38L37 261ZM36 263V264H37ZM250 263H251V261H250ZM250 263H248V264H250ZM264 263V262H263ZM6 264V263H5ZM32 264H34V263H32ZM40 264H46V263H40ZM119 264V263H118ZM220 264V263H219ZM225 264V263H224ZM243 264V263H242Z\"/></svg>","mask_w":264,"mask_h":264}]
</instances>
